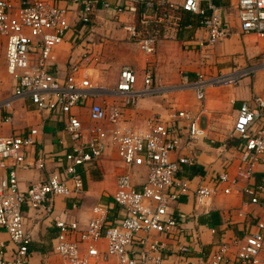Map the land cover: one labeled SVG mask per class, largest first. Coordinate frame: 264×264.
<instances>
[{"label":"built area","instance_id":"obj_1","mask_svg":"<svg viewBox=\"0 0 264 264\" xmlns=\"http://www.w3.org/2000/svg\"><path fill=\"white\" fill-rule=\"evenodd\" d=\"M98 5L112 10L115 17L123 12L135 16L136 23L125 26V30L145 55L154 54L159 30L177 31L183 27L182 13L199 18V25L207 32L208 47L229 34L219 9L212 2L202 6L199 0H184L181 4L171 0H120L114 6L105 0H19L17 4L0 0L5 73L12 83L10 95L0 97L4 122L11 121L12 101L27 99L36 111L62 122L70 140L68 151L58 158L53 156L60 170L21 190L17 170L27 168L28 150L35 144L37 130L0 137V168L9 169L8 175L0 179V233L7 234L14 246L6 258V245L0 241V264L28 263L31 239L24 225V207L57 230L52 250L62 264H163L164 253L173 242L180 253L189 254V242L199 239L197 232L189 235L184 215L174 210L178 197L187 190L193 196L194 212L208 213L218 193L229 195L240 183L242 200L236 216L245 222L244 235L226 239L220 234L206 264L260 263L264 220L252 224L243 210L258 204L263 190L262 185H251L250 181L257 166L263 168L264 181V100L254 98L253 105L242 102L237 109L231 136L238 154L233 174L229 163L221 173L202 175L196 182L183 173V166L193 165L192 151L206 138L200 126L205 90L233 86L255 70L245 68L208 78L200 72L194 78L180 72L179 87L194 91L197 109L173 110L165 118L151 117L137 129L125 114L136 108L140 98L158 93L150 68L144 70L139 83L132 67L124 65L114 88H107L93 81L91 68L99 58L85 48L76 61L68 64L63 78L50 70L52 50L71 30L69 13H75L79 32L95 36L92 18ZM234 10L240 34L264 37V0H235ZM83 109L88 125L81 121ZM108 150L115 152L124 171L116 177L111 197L96 204L88 222L81 226L66 216L77 207L76 200L83 193L78 169L101 170ZM45 161L46 156L40 155L34 168L43 169ZM59 196L73 199L71 210L66 209L62 215L57 214L53 202ZM111 213L115 214L112 219ZM209 231L217 233L215 228Z\"/></svg>","mask_w":264,"mask_h":264},{"label":"crops","instance_id":"obj_2","mask_svg":"<svg viewBox=\"0 0 264 264\" xmlns=\"http://www.w3.org/2000/svg\"><path fill=\"white\" fill-rule=\"evenodd\" d=\"M5 1L11 4L19 2V0ZM105 1L114 6L120 0ZM171 1L181 4L184 0ZM199 1L202 6H205L207 2L214 3L229 28L228 36L213 47L206 46L207 32L199 25V18L191 13H182L183 27L177 31L159 30L154 54L145 55L129 39L125 30V26L136 23L135 16L132 13L123 12L115 17L112 10H104L98 5L92 18L95 36L87 35L83 31L79 32L80 25L74 23L75 13H69L71 30L67 33L64 42L52 50L50 70L57 77L63 78L68 64L76 61L85 48H90L99 58V62L91 68L93 81L107 88H114L119 71L124 65L132 67L139 83L144 70L150 68L154 75V87L158 93L140 98L136 108L125 114L126 119L137 129L143 128L145 121L151 117L165 118L173 110H196L198 102L194 91L179 87L180 72H184L190 78H194L196 72L204 76L208 75L209 69L212 76L227 74L240 70L233 66H243L261 55L264 63V53H262L264 40L257 41L256 35L240 34L238 31L234 10L235 0ZM60 5L64 6L63 3ZM232 17L235 18L236 25ZM4 56L5 40L0 37V82L2 81V88L9 90V94L6 95L0 87L1 98H6L12 92V83L5 73ZM218 63L224 66L221 67ZM250 75L244 76L233 86L208 87L205 90V110L200 126L206 131V138L196 150L192 151L193 165L183 166L185 176L189 167L192 166L201 170L205 177L215 176L222 172L226 163L231 164L230 172L234 173L238 154L234 147L236 141L231 138V132L237 109L242 102L253 105L254 98L264 100V89L262 90L259 84L261 79H257L255 73L254 76ZM11 107V121L4 122V112L0 106V137L26 134L30 129L37 130L35 144L28 150L27 168L17 170L19 188L24 190L30 184L43 182L48 174L60 170L59 161L56 159L68 151L70 140L63 129L62 122L36 111L27 99L13 100ZM81 121L83 125H88L85 109H83ZM224 145L229 147L224 148ZM40 155L46 156L44 168L35 169L34 162ZM262 170V166H257L250 181L251 185L263 186L258 197V204L249 205L243 210L252 224L257 220H264ZM8 171V168H0V179L5 178ZM123 171L124 166L115 152L108 150L101 170L78 169L83 181V193L76 200L77 207L71 210L73 199L59 196L53 201L55 211L62 215L66 209L71 210L66 214L67 219L76 220L84 226L91 217V209L98 203L107 202L114 193L116 177ZM200 177L202 175H196L194 182ZM239 185L242 186V183ZM240 186L229 195L218 193L212 199L208 213L194 212L193 196L192 193H187V190L178 197L173 206L174 210L184 215L185 228L188 229L189 235L193 236V232H197L199 239L194 243L189 242V254L180 253L176 243L173 242L171 249L164 253L163 264H206L211 246L220 238V234H225L226 239L232 236L240 238L244 235L245 222L236 216L242 200L239 193ZM23 211L25 229L29 232L31 239L28 244L27 264H62L61 259L52 250L57 230L49 221L43 220L41 215L35 214L26 207ZM109 217L112 219L115 214L111 213ZM210 228H215L217 233L211 234ZM193 239L195 238H190V240ZM0 241L6 245L5 257L9 258L14 248L13 244L5 233H0ZM257 264H264V250L261 253L260 263Z\"/></svg>","mask_w":264,"mask_h":264},{"label":"rangeland","instance_id":"obj_3","mask_svg":"<svg viewBox=\"0 0 264 264\" xmlns=\"http://www.w3.org/2000/svg\"><path fill=\"white\" fill-rule=\"evenodd\" d=\"M230 12L233 13L232 10H230ZM232 19H233V22L235 23V18L232 17ZM235 25H236V23H235ZM255 38H256L257 41L264 40V38L261 39V38H258L256 36H255ZM254 43H256V42H254ZM262 53H264V48H263ZM262 60H263V57L261 55V56H257L255 58L251 59L250 62H248L245 65H243L244 67L243 66H240L239 67L238 65H235L233 67H237L239 69H245V68H251L252 67L255 70V74H257V79H261V82L259 84H260V88H262V90H263L264 89V63H263ZM218 65L221 66V67L224 66L222 63L221 64L218 63ZM207 74L208 75H205V77H207V78L210 77V76H212V75H210V69L208 70V73ZM250 76H254V74L253 75H250ZM179 78H180V75H179ZM1 82H0V87L2 88L3 86H2V83ZM2 89H3V91L5 92L6 95L9 94V90L7 88H2Z\"/></svg>","mask_w":264,"mask_h":264},{"label":"trees","instance_id":"obj_4","mask_svg":"<svg viewBox=\"0 0 264 264\" xmlns=\"http://www.w3.org/2000/svg\"><path fill=\"white\" fill-rule=\"evenodd\" d=\"M196 175H203V172L201 170H198L196 166L189 167L188 172H187V177L191 179L195 177Z\"/></svg>","mask_w":264,"mask_h":264}]
</instances>
